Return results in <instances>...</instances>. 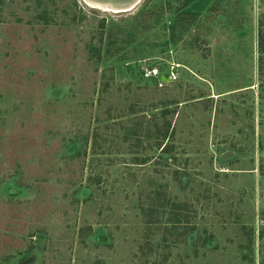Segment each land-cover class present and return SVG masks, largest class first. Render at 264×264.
Returning <instances> with one entry per match:
<instances>
[{
    "label": "rangeland",
    "instance_id": "rangeland-1",
    "mask_svg": "<svg viewBox=\"0 0 264 264\" xmlns=\"http://www.w3.org/2000/svg\"><path fill=\"white\" fill-rule=\"evenodd\" d=\"M32 254L264 264V0H0V264Z\"/></svg>",
    "mask_w": 264,
    "mask_h": 264
},
{
    "label": "water",
    "instance_id": "water-1",
    "mask_svg": "<svg viewBox=\"0 0 264 264\" xmlns=\"http://www.w3.org/2000/svg\"><path fill=\"white\" fill-rule=\"evenodd\" d=\"M85 2V0H83ZM89 1V0H88ZM113 1L115 4H113V2H102V3H111V5L116 8H114L113 10H116V12H126L129 11L130 9H132L135 5L138 4L139 1L141 0H111ZM87 4V2H85ZM163 81L168 82V78L162 77ZM76 150V145L72 146L70 148L69 152H74ZM229 156V153L224 155V157ZM10 194H22V191L19 189H15L14 187L10 186V189L8 191ZM105 238V237H103ZM37 256L35 254H32L30 256H27L25 259L18 260L16 262V264H34L36 262Z\"/></svg>",
    "mask_w": 264,
    "mask_h": 264
},
{
    "label": "built area",
    "instance_id": "built-area-1",
    "mask_svg": "<svg viewBox=\"0 0 264 264\" xmlns=\"http://www.w3.org/2000/svg\"><path fill=\"white\" fill-rule=\"evenodd\" d=\"M169 73H163L160 71L159 68L156 66H148L142 70V76L146 80H152L156 83L158 88H163L164 86L171 84L176 81L177 75L174 72V68L171 67L170 70L168 71ZM162 77L168 78V82L163 81Z\"/></svg>",
    "mask_w": 264,
    "mask_h": 264
},
{
    "label": "bare ground",
    "instance_id": "bare-ground-1",
    "mask_svg": "<svg viewBox=\"0 0 264 264\" xmlns=\"http://www.w3.org/2000/svg\"><path fill=\"white\" fill-rule=\"evenodd\" d=\"M85 2H87V4L89 6H91L92 8H96V9H100L102 11H111V12H116V10H113V6L111 5V3H102V2H113L111 0H85ZM113 4H115L113 2Z\"/></svg>",
    "mask_w": 264,
    "mask_h": 264
},
{
    "label": "trees",
    "instance_id": "trees-1",
    "mask_svg": "<svg viewBox=\"0 0 264 264\" xmlns=\"http://www.w3.org/2000/svg\"><path fill=\"white\" fill-rule=\"evenodd\" d=\"M196 4V3H195ZM197 6V5H196ZM198 9L201 10L203 7L201 5H198Z\"/></svg>",
    "mask_w": 264,
    "mask_h": 264
}]
</instances>
